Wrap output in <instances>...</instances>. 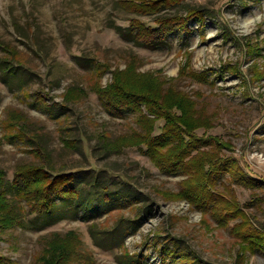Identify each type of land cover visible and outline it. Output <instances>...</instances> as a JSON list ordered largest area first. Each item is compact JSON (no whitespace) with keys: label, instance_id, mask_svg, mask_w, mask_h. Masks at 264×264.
<instances>
[{"label":"rangeland","instance_id":"1","mask_svg":"<svg viewBox=\"0 0 264 264\" xmlns=\"http://www.w3.org/2000/svg\"><path fill=\"white\" fill-rule=\"evenodd\" d=\"M132 2L0 0V138L12 135L9 112L27 120L25 140H5L0 168L10 185L25 165L75 178L53 214L29 208L23 227L5 230L0 262L42 264L47 242L73 232L80 244L68 264H264V248L251 249V235L264 236V0H147L140 10ZM191 9L202 18L187 30L172 22L148 43L142 29ZM6 46L19 61L6 59ZM133 66L130 83H160L193 101L204 126L189 152L203 162L199 175L211 154L234 161L238 175L214 178L208 210L180 196L188 175L124 145L149 134L155 118L145 106L144 115L118 112L98 97Z\"/></svg>","mask_w":264,"mask_h":264},{"label":"trees","instance_id":"2","mask_svg":"<svg viewBox=\"0 0 264 264\" xmlns=\"http://www.w3.org/2000/svg\"><path fill=\"white\" fill-rule=\"evenodd\" d=\"M131 1L137 2L132 3L139 10L143 6L142 2H145V6L148 7L147 0ZM169 1L176 2L177 0ZM197 16L202 18V10L191 9L188 11L187 17L175 18L171 21L162 18L157 23L158 27L149 26L148 29H142V32L146 33V37L153 38V40L148 39V43L152 44L159 41L160 35L170 28L168 26L172 25V22L174 24L178 22V26L187 30L191 18ZM198 21L203 23L202 19ZM3 49L6 52L7 60L19 61L16 49H11L8 46ZM130 67L125 72L116 71L113 83L106 89L96 91L103 104L106 107H112L114 111L120 112L125 109L138 111L144 115L142 106H145L146 111L154 116L155 122L148 129L149 134L135 138L134 141L124 145L145 148L144 154L164 172L188 175L189 178L183 183L180 196L182 195L193 206L208 210L211 206L208 200L215 190L214 178L216 179L225 172L234 177L238 175L234 161L231 159L227 163L226 159H221L219 163H215L216 160H213L215 155L211 154L209 167L204 172L205 177L199 175L203 168L201 167L203 162L199 161V156L189 158L191 155L189 152L197 140L196 131L202 130L204 126L202 121L195 116L193 101L178 91H163L160 83L151 82L142 86L130 83L125 78L134 75L135 67ZM129 94H132L133 97L129 98ZM84 95L82 90L78 91V94L68 92L65 95V101L67 103L76 102L80 96ZM9 113L16 115L5 119L3 128L6 132L10 131L12 135L5 136L4 134L0 138V149L7 139L25 140L27 137L26 129L23 127L26 126V118L22 117V113L19 117L20 113ZM158 122H162L163 125H157ZM158 128L160 130L156 134ZM65 141L67 145L69 141ZM121 146L117 145V148H121ZM42 151L45 153L44 150ZM218 167L220 169H215ZM74 181L72 172L55 174L47 165H25L17 168L15 178L10 185L7 184V173L0 168V236L5 233V230L23 227L24 218L29 212V208L32 210V214H53L58 208V201L62 202L61 199L68 195L69 190L74 191L73 188H70ZM7 186L16 191L21 202L8 197ZM22 202L25 203L22 204ZM53 235L58 237L59 234L54 233ZM251 236V249L264 248V236L257 234ZM59 237L62 239L58 242H47L41 258L42 264H68L77 255L80 244L79 235L70 232V235L66 237ZM75 240L77 244L76 242L74 244ZM186 259L190 260V257L186 256ZM0 264H6V262L1 261Z\"/></svg>","mask_w":264,"mask_h":264}]
</instances>
